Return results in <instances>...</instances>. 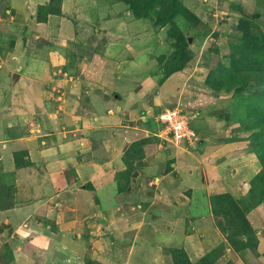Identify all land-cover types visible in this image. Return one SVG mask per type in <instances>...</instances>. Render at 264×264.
<instances>
[{"label": "crops", "instance_id": "obj_1", "mask_svg": "<svg viewBox=\"0 0 264 264\" xmlns=\"http://www.w3.org/2000/svg\"><path fill=\"white\" fill-rule=\"evenodd\" d=\"M50 1L8 0L11 9L5 13L14 27L18 24L13 21L27 19L31 9V30L36 24L54 37L46 47H36L29 26L19 24L22 34L14 37L0 35V48L14 43L11 53L22 47L23 34L29 37L26 47L35 39L32 51L13 54L22 60L28 56L23 61L31 73L11 67L13 60L0 66V98L11 96L9 112L0 110V174L9 175L6 182L14 186V206L0 210V225L19 243L11 263L19 251L39 257V264L49 257L55 264H65L66 258L86 264L88 256L108 260L121 254L126 259V250L139 255L144 250L183 249L188 255L206 256L219 248V263L264 264V203L246 215L254 243L243 251L216 225L211 206L214 195L227 193L236 200L248 196L261 170L259 160L227 134L219 143L216 125L204 120L191 126L199 138L191 149L163 147L156 134L159 126L152 127L162 92L171 90L173 78L181 85L184 69L159 86L152 71L140 65L149 48H140L139 36L151 27L149 21L137 18L125 0H94L88 12L94 22L88 18V28L79 35V22L70 20L69 13L89 2L64 0L60 15L38 22V6ZM54 20L57 24L50 27ZM90 30L93 44L81 38ZM83 47L86 56L77 57ZM139 69L148 72L136 76ZM59 74L68 79L62 80L68 87L63 98L55 92L58 84L50 86L60 84ZM140 141V155L128 156ZM16 153L26 166L17 168Z\"/></svg>", "mask_w": 264, "mask_h": 264}, {"label": "rangeland", "instance_id": "obj_2", "mask_svg": "<svg viewBox=\"0 0 264 264\" xmlns=\"http://www.w3.org/2000/svg\"><path fill=\"white\" fill-rule=\"evenodd\" d=\"M2 1L5 3H2ZM63 2L64 0H61V6ZM180 2L186 11L189 12L187 16L177 15L172 22L166 24L162 29L156 28L154 23L147 18V21H149L148 24H150L151 27L148 30H144L139 36L140 41L138 44L141 43L140 48H142V50L149 48V50L145 52V62L141 61L142 58L139 59L140 63H142L140 65L144 68L147 67L148 71H152L154 77L156 76L155 79L159 82V86L160 81L168 76L167 71L165 72L167 64L164 63L162 59H159L163 54L171 55L178 52L179 42L180 44H185V49L190 48L186 51L187 54L186 52L185 54L190 57L192 56L188 66L181 72L183 73L181 85L178 86L179 81L177 78H173L170 81L171 90H169L168 93L166 91V93L162 92L163 97L161 98L160 109L153 112L154 125H152V127L155 126V124L159 126L160 129L156 134L160 141L163 140V147L171 145L179 149H191L192 146H198L199 142V138L194 133L193 129H191V126H194L193 123L197 120H204V122L207 121L209 125L211 124V127L213 124L216 125L215 128L217 130L214 129V134L219 137V143L223 142L227 134L229 136L228 140L240 142L245 147L243 150L244 153H248L250 154L249 156L253 158L256 157L259 160L258 146H254L255 139L252 134L260 130L264 131V116L263 114L257 113V109H254L255 107L249 103L252 95L264 90V84H259L258 80L253 79L246 88L240 89L241 91L236 94L232 88L240 84V79L236 70L232 67V62L234 60L233 55H237L240 51L250 56L256 55L259 59H264V0H181ZM86 3L88 4H83L84 7L82 9H76V11L73 10L71 14L69 13L70 20L76 19L78 20L76 22H79L77 24L79 35L83 34V30L88 28V18L92 17L90 20L94 22L93 15L88 12L96 3H99V0H96V3H94V0H86ZM90 3H93V5ZM36 4V2L34 4L31 3V6L34 8ZM6 9H11L10 3L8 0H0V35H11L14 37L15 35L22 34L21 31H18L19 24L24 27L29 26L28 28L31 30L30 26L33 22L31 9H29V13L25 16L27 19L24 20L21 16L20 19L18 17L16 21H13L12 25L18 24L14 25V27H9L10 22L9 19H6L8 18L6 16L7 14H5ZM35 14L37 17V13ZM54 23L56 25L57 20L52 21L49 26L52 27ZM174 29H180L183 36H180L181 34H178V31L175 33ZM169 31H173L174 34H176L175 38L172 39L170 37ZM31 32L34 35V37H32L36 38V47L38 49L44 48L49 42L54 41L51 31L43 30L42 27H38L36 24ZM21 38L24 39L25 46L22 45L24 44L23 41L21 42L19 40L21 42L19 45L22 47L17 48L18 50H15L14 53H11L14 43L11 44L12 47L8 48L7 46L0 48V66L8 64V62L13 60V62L9 64L11 67L16 70L22 68L21 72L29 74L31 73L30 69L28 72L25 70V66L29 63H25L23 60L24 58L25 60L28 59L25 53L27 49L32 51L33 41H35V39H32L26 47L29 37L23 34ZM81 38L84 39L83 42L87 44H93V42L96 41L91 30L87 32V35L81 36ZM188 40L190 44L189 47H187ZM20 49L22 51L26 49L23 60L21 57L22 55H13L20 52ZM8 52L13 56L9 57ZM38 54L40 55L41 53ZM83 54L85 56L87 54L84 47L81 50H77L76 56L78 57ZM31 58L32 56L29 57L30 61ZM237 58H240V56L237 55ZM81 64L82 67H80ZM222 64L229 68L224 74L225 80L222 82L224 86L219 87L212 82L213 85H216L212 87L209 83V73L217 67L222 66ZM75 66L84 69L83 63H79V65L76 63ZM148 71L139 69L135 74L136 76L142 77L146 75ZM58 76L60 84L55 81L51 82L50 86L55 85L57 87L56 84H58L59 86L55 92L60 98H63L66 95V91H68V87L67 82L62 80L68 79H65V77L62 78L60 74ZM1 79L0 76V85L2 84ZM13 79L14 78H12V82L14 81ZM9 82H11V80H9ZM226 87L232 89V91H227ZM154 94L158 95L156 92ZM10 97V95H1L0 110L4 109L9 112L8 106ZM175 111L177 113L176 116H182L187 121L189 130L193 131V136L190 140L176 139L175 136L178 134H175L172 127L171 132L173 133L170 132V134L166 130V127L171 125L165 123V120L170 117H175L170 116L174 114L173 112ZM249 111H252L254 116L250 117ZM253 122L257 124L263 123V128L259 126L254 129L251 128ZM150 131L155 133L152 129ZM16 132L17 130L15 133ZM157 137L154 139H157ZM204 140H206V137H204ZM201 145L203 146V144ZM194 150L195 149H192V151ZM263 151V149L260 150L261 153ZM175 160L177 161L176 158ZM8 176L9 175L0 174V191L5 187L14 188V186H9L6 182L7 179H9ZM144 189L146 190V188ZM259 193L264 197V191H260ZM248 197L246 196L242 199L244 201L240 205L241 209L244 211L250 205ZM5 227L4 225H0V264H10L14 249L19 246L17 239H12L8 236L7 232H3ZM163 247L164 246L161 245L159 248L162 249ZM156 248H158V246H156ZM136 250L141 249L137 248ZM151 251L152 250H144L143 254L134 255V253H132L129 255L131 250H126V259L124 255L121 254L111 255L108 260L101 258V256L94 258L88 256L86 264H161V261L165 264H174L172 253L175 250ZM162 251L165 253L163 259L160 257ZM221 251L223 250L219 248L215 249L206 257L202 255L204 252L197 256L189 253L190 258H192L191 264H231L229 261V263L218 262L219 256H221L222 253ZM16 255L17 253L15 254V258L18 259L15 260V263L11 264H39V257L31 259L28 255L23 256L21 251L18 252V257H16ZM58 256L60 257V254ZM157 258H159V260L161 259V261H157ZM130 260L132 262H130ZM53 262L54 261L49 257L45 264H55ZM76 262V258H66L64 260L65 264H78V262ZM58 264H62V262Z\"/></svg>", "mask_w": 264, "mask_h": 264}, {"label": "trees", "instance_id": "obj_3", "mask_svg": "<svg viewBox=\"0 0 264 264\" xmlns=\"http://www.w3.org/2000/svg\"><path fill=\"white\" fill-rule=\"evenodd\" d=\"M125 1H127L130 10L134 12L137 18H149L154 23V26L159 29L164 28L166 24L172 22L177 15L187 16L189 13L181 4V0ZM61 7V0H51L48 6H38V22H45L47 20V17L52 14L60 15ZM174 32H177L178 34L180 33V36H183V33L180 29H174ZM174 32L169 31L170 37L172 39L175 38L176 35L174 34ZM178 44V52L171 55L163 54L162 57L159 58L167 64L165 72L167 71L168 76H170L172 73L182 71L188 66L191 61L192 56L190 57L186 55V51H188L190 48L185 49V44H180L179 42ZM188 44L187 47L190 46V44ZM237 55L240 56V58H237ZM237 55H233L234 60L232 62V67L236 70L237 75L240 79V84L232 88L235 93L237 94L241 91L240 89L246 88L249 82L253 79L258 80L259 84H264V59H259L256 55L250 56L243 51L238 52ZM228 69V67L222 64V66L217 67L215 70L209 73V83L212 87H215L216 85L219 87L224 86L222 82H224L225 80L224 74ZM212 82H214L216 85H213ZM232 89L227 88V91H232ZM250 99L251 100L249 104L253 105V107H255L254 109H257V113L263 114L264 116V90L252 95ZM249 115L250 117L254 116L252 111H249ZM257 126L263 128V123L257 124L256 122H253L251 124V128L253 129ZM252 136L255 139L254 146H258V157L262 168L256 175V177L252 180V187L248 194L249 197L247 196L250 201L249 207L244 211L240 207L241 203H243L244 200H236L227 193L218 194L211 197V206L216 225L221 229L223 233L227 235L228 241L236 249L241 251L251 248L252 244L254 243L252 229L246 218V213L249 212V210H252L258 207L260 204L264 203V197L261 193H259L260 191H264V151L262 153L260 152L261 149L264 150V131L260 130L258 132H254ZM143 145V141L133 144L128 152V156L131 153L133 154V152L135 154L137 152V155H140V151H138L137 149L139 147H142ZM15 161L17 168L27 165V162L19 160L18 153L15 154ZM13 206L14 190L11 187H5L0 191V210H9ZM173 250H175L172 253L174 264H191V259L185 250Z\"/></svg>", "mask_w": 264, "mask_h": 264}, {"label": "built area", "instance_id": "obj_4", "mask_svg": "<svg viewBox=\"0 0 264 264\" xmlns=\"http://www.w3.org/2000/svg\"><path fill=\"white\" fill-rule=\"evenodd\" d=\"M173 113L174 114H172L170 116H175V117H170L169 119L165 120V123H168L169 125H171V126L166 127V130L168 131V133H170L171 127H172L175 134H178L175 136L176 139H178V140L179 139L190 140L191 137L193 136V131L189 130L187 121L182 116H176V114H177L176 111ZM171 133H173V132H171ZM166 135H167V133H166Z\"/></svg>", "mask_w": 264, "mask_h": 264}]
</instances>
